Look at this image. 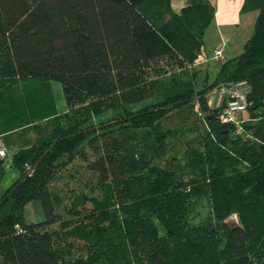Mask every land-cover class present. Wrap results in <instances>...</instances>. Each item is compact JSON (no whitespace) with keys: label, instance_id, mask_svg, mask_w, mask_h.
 <instances>
[{"label":"trees","instance_id":"16d2710c","mask_svg":"<svg viewBox=\"0 0 264 264\" xmlns=\"http://www.w3.org/2000/svg\"><path fill=\"white\" fill-rule=\"evenodd\" d=\"M141 1L0 0V137L17 146L19 172L0 195V264H264V3L241 52L195 91L196 72ZM162 57L176 69L162 70ZM52 80L62 86V112ZM242 81L247 119L222 121L226 98L210 105L206 94ZM155 94L160 101L128 108ZM194 98L202 150L185 148L193 171L178 175L162 120ZM108 110L115 127H95ZM16 131L35 136L16 140ZM77 160L98 182L70 190L57 210L62 200L49 185ZM200 196L213 222L192 225L188 202ZM31 199L43 220L25 221ZM232 214L237 222L228 224Z\"/></svg>","mask_w":264,"mask_h":264},{"label":"rangeland","instance_id":"374dc122","mask_svg":"<svg viewBox=\"0 0 264 264\" xmlns=\"http://www.w3.org/2000/svg\"><path fill=\"white\" fill-rule=\"evenodd\" d=\"M151 0H144L143 3L139 5L140 12L145 16L151 15L149 7L152 6V9L155 11L158 10V6L160 1L159 0H153L156 1V4H153L150 2ZM164 1V0H163ZM159 11V10H158ZM145 13V14H144ZM148 13V14H147ZM153 13V12H152ZM150 17V16H147ZM181 23L183 21V18L181 17L178 19ZM252 27L250 28L251 33ZM209 38V44L210 43H217L218 39L220 38L219 34L216 32L212 33ZM197 36V39L199 40L200 37ZM239 41H242L241 38H233L232 42L228 43L225 48V55L227 57H233L237 53H240L243 47L242 45H239ZM237 45V46H236ZM182 53L185 51L180 50ZM206 51L208 53L211 52V49H207ZM186 53V52H185ZM199 63H195L197 60L200 61ZM158 65L161 66L162 70H172L176 69V65L172 63V61L166 59L165 57H162L158 60ZM189 64H194L190 68V70L195 71L194 75V89L195 91H198L201 89L204 85L212 83L219 70V61L214 59H208L206 57L203 58H197L196 60H193V62L187 61ZM155 74L153 71L150 72L149 75ZM51 86L53 90V96L55 100L56 107L59 112H62L67 109V106L65 105V99L64 94L62 91L61 83L52 80ZM223 87H227L225 84H219L215 86L213 89L209 90L206 94L207 97H212V99H216L219 92H221V89ZM161 100L160 94H155L151 98H148L142 102H139L134 105H129L128 108L130 109H138L141 106L152 104L156 101ZM192 106L186 105L180 109H173L169 115L162 120L163 127L165 129H171L173 132L172 135L168 139V151H167V157L169 156H176L179 161L180 165L177 168V174H191L193 169L187 164L188 160L187 157L184 156L185 148H194L197 150H202L201 140H202V134L205 132V125L201 119V114L198 111L197 101L196 98L192 100ZM240 118L246 119L248 114L247 112L239 114ZM117 114L115 110H108L104 114L94 117L91 120V123L94 124V126H98L100 123H105L107 126H110V128H113V124L116 121ZM99 128V127H98ZM14 138L16 140H21L24 138H29L32 140V138L35 136L34 132H29L25 135H19V131H16L14 133ZM114 134V133H113ZM21 142V141H20ZM17 148L16 145L8 147L5 151V155L3 158V173L0 177V195L3 193V191L19 176L18 170L10 163L8 164V156L9 153L12 150H15ZM88 154H90V151H86ZM93 155L91 154L90 158ZM175 163V159L172 160ZM195 170V169H194ZM98 182V172L95 169H92L88 167L85 161L83 160H77L76 163L73 165V167H70L69 169L62 170L59 176L54 179L50 185V190L58 194L59 197L62 200V203L60 206H57L56 209H61L62 205L66 203L67 196L70 190L76 189L78 187L80 188H95L96 183ZM187 215L189 222L192 225L196 224H207L209 222H213V215L210 208L209 199L207 196H200V197H193L188 202V209H187ZM23 216L26 222H38L44 219V211L42 204L39 199H31L28 201L23 209ZM225 221L228 224H233L237 222V216L236 214H232L228 216ZM160 232H162V229L160 228Z\"/></svg>","mask_w":264,"mask_h":264},{"label":"crops","instance_id":"0c3cea01","mask_svg":"<svg viewBox=\"0 0 264 264\" xmlns=\"http://www.w3.org/2000/svg\"><path fill=\"white\" fill-rule=\"evenodd\" d=\"M159 1V11H155L150 6L151 15L144 13L145 17L171 44L177 54L190 62H193L197 58L206 57L218 60L219 64L225 59L230 58L225 55V48L228 43L232 42L233 38L240 37L242 41L238 43L242 45L250 36V28L252 27L253 29L256 15L260 6L264 3V0ZM150 2L156 4V1L151 0ZM181 17L183 21L180 23L178 19ZM216 31L220 38L217 43L209 44V37ZM199 32L201 36L198 40L197 36ZM206 46L207 49H211L210 53L206 51ZM219 48H222V57L214 58V51ZM180 50L186 53H182ZM7 148L0 137V149L7 150ZM14 151L12 150L9 153V165Z\"/></svg>","mask_w":264,"mask_h":264},{"label":"built area","instance_id":"2783aa9c","mask_svg":"<svg viewBox=\"0 0 264 264\" xmlns=\"http://www.w3.org/2000/svg\"><path fill=\"white\" fill-rule=\"evenodd\" d=\"M214 58L222 57V48L216 49L213 54ZM200 61H196L195 63H199ZM194 64H187V68H191ZM227 87H223L221 92L218 93L216 99H212V97H208V103L211 105L213 101L217 105L222 97L226 98V106L221 111L219 118L222 121H228L235 124H239L242 120L240 118L241 113H246L248 110V106L250 102L246 97V87H244V82H238L234 85H226ZM247 119V118H246ZM242 129L239 126L238 132H241ZM5 155V151L0 149V157Z\"/></svg>","mask_w":264,"mask_h":264}]
</instances>
